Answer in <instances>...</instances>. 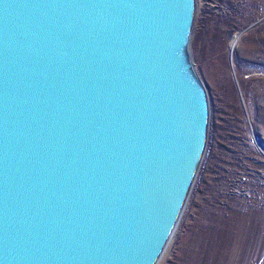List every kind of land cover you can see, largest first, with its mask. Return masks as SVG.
<instances>
[{
    "label": "water",
    "instance_id": "water-1",
    "mask_svg": "<svg viewBox=\"0 0 264 264\" xmlns=\"http://www.w3.org/2000/svg\"><path fill=\"white\" fill-rule=\"evenodd\" d=\"M197 0H0V264H160L205 156Z\"/></svg>",
    "mask_w": 264,
    "mask_h": 264
},
{
    "label": "rangeland",
    "instance_id": "rangeland-1",
    "mask_svg": "<svg viewBox=\"0 0 264 264\" xmlns=\"http://www.w3.org/2000/svg\"><path fill=\"white\" fill-rule=\"evenodd\" d=\"M196 11L189 49L208 143L160 264H264V0H197Z\"/></svg>",
    "mask_w": 264,
    "mask_h": 264
},
{
    "label": "bare ground",
    "instance_id": "bare-ground-1",
    "mask_svg": "<svg viewBox=\"0 0 264 264\" xmlns=\"http://www.w3.org/2000/svg\"><path fill=\"white\" fill-rule=\"evenodd\" d=\"M241 36H242V33H240V32L233 33V36L230 40V46H229V50L231 52H233L237 48V46L239 45V42L241 40ZM194 69H195V67H194Z\"/></svg>",
    "mask_w": 264,
    "mask_h": 264
}]
</instances>
